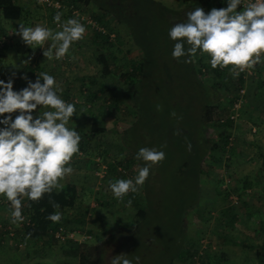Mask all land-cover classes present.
Listing matches in <instances>:
<instances>
[{
    "label": "rangeland",
    "instance_id": "obj_1",
    "mask_svg": "<svg viewBox=\"0 0 264 264\" xmlns=\"http://www.w3.org/2000/svg\"><path fill=\"white\" fill-rule=\"evenodd\" d=\"M157 1L172 9H177L183 0ZM28 2L26 7L20 5L23 11L19 20L9 22L0 16V28H2V32H0V42H2L0 79L7 82L12 77V73L15 72L13 89L16 87L14 90L18 91L26 87L28 82H35L41 72H47L60 83L63 89L60 94L61 98L75 105L76 112L71 118L74 125L70 121L69 126L76 127L80 133L81 141L79 154L70 161L74 172L68 178L78 188L81 195V208L70 210L65 215L74 219V216L76 218L80 214L86 222L82 230H85L87 223L91 221L93 226H90V230L98 238L106 240L107 237L114 236L118 231L133 225L135 221V209L132 205H127L128 196H125L123 201H118L109 191L110 181L114 183L117 179L134 178L137 174L138 164L130 155L132 152L130 147L137 152L141 147H154L159 150L163 146L165 158L169 152H174L173 135L166 125V119L169 120V118L164 115L166 104L163 99L166 98V93L162 92L160 95L162 90L154 83L152 90L147 93L148 99L141 100V105H144L146 109L137 112L139 116L142 114L139 124L124 134V131L132 126L134 118L123 114V111L130 106V102L123 97L127 87L120 82L115 83L114 80L117 79L119 73L125 71L128 65L141 62V51L132 44L126 31L113 21H103L102 25L95 24L98 29L104 32L112 31L110 38L113 47L108 51L115 75L110 78L109 83L103 84L102 88H93L95 91L102 89L99 91L101 92L100 96L93 104H85L81 102L82 96L86 92L83 84L88 86V77L96 75L99 70L95 61L92 42L93 33L96 29L86 22L92 20V16L97 12L96 9L93 6H79L75 9L72 2L62 5L61 20L77 18L85 24L87 30L84 39L75 42L70 48L69 54L60 60L49 61L43 57L40 48L31 49L22 42L20 36L16 34L18 27L15 25L20 23L26 27H34L39 24L59 31V26L53 22V17L58 11L44 8L38 4L40 9L37 12H41V15H46V17L44 21L35 23L34 21L38 19H34L35 15L30 7V0ZM44 47H47V43ZM29 56L32 57L30 62L20 66L21 61ZM195 59H199L200 63L210 66L209 57L206 54L201 55L198 52ZM226 68V75L233 76L229 68ZM213 79L210 72L204 77L207 85H211ZM258 83L261 85L258 86ZM263 83L264 63L261 64L259 72L251 70V73L244 77V82L241 84L243 93L237 94L240 97L235 102L237 103L236 109L232 115L234 124L231 130L232 137L225 152L210 150V160L203 162L197 202L198 210L200 209L202 212L203 219L196 221L195 213L188 212L184 221L189 244L195 248L196 246L199 247V250L203 249L208 256L215 257L220 252L222 245L231 244L227 251H230L232 256L236 255L235 260H233L234 264H251V262L256 261L254 251L262 243V235L258 233L257 228L260 223H264ZM108 88L112 89V92ZM235 88V80L229 81L223 88L224 90L216 93L217 95L215 94V103L221 109L227 106L228 98L234 96ZM65 93L69 98L64 97ZM162 95L163 98L160 99ZM113 96L117 97L126 108L121 105V108L118 107V110H115L116 108L111 106ZM157 105H160L159 111H157ZM44 110V108H38L36 112L40 114ZM35 114L34 112L33 115L35 116ZM11 115L15 118L17 113ZM93 122L103 132H93L91 130ZM126 142L129 143V146ZM176 162L175 159L171 160V168L176 165ZM118 163L129 167L123 170ZM166 164L167 160L164 159L155 167L166 166ZM119 173H122V176H127L121 178ZM156 175L157 181L155 182L153 198L163 201L165 196L169 194L168 197L172 200L174 197L172 185L175 181H172L170 177L173 176V173L159 170ZM93 181L94 186L92 185ZM245 183H249L250 187L244 190ZM225 192L229 194L227 199L224 198ZM133 195L139 203H143L141 187ZM6 206V199L0 196V230L3 231L0 236V264H65L60 253L61 250L56 244L48 245L45 243L31 246L21 243L18 248V244L12 239V235L21 227L19 223H11V209ZM162 212L160 210L159 215ZM233 217L236 219L231 224V228L226 227L225 224ZM218 223L219 225L216 227ZM156 224L157 222H155ZM66 231L71 230L65 228L64 232ZM225 237H230L232 243H229L228 240H222ZM75 238L77 241L80 239L78 236ZM249 245L252 247H248ZM115 252L114 249L112 253ZM249 258L251 262L248 261ZM67 264L71 263L68 262Z\"/></svg>",
    "mask_w": 264,
    "mask_h": 264
},
{
    "label": "trees",
    "instance_id": "obj_2",
    "mask_svg": "<svg viewBox=\"0 0 264 264\" xmlns=\"http://www.w3.org/2000/svg\"><path fill=\"white\" fill-rule=\"evenodd\" d=\"M56 1L61 5L72 2L75 9L79 6H93L97 12L92 16V20L96 24L102 25L103 21L111 20L126 31L129 40L141 51L142 59L138 64L128 65L125 71L119 73L114 80L115 83L120 82L127 87L123 97L130 102V106L127 108L128 111H123V114L134 118L132 126L126 129L124 134L139 124L142 114L139 116L137 112L146 109L144 105H141V100L148 99L147 93L156 83L162 90L160 95L162 92L166 93V98L163 99L166 104L164 115L169 118V120L166 119V125L173 135L174 152H169L165 158L167 164L170 162L168 165L151 168L148 179L141 186L142 204L135 199L134 193L127 195V200H131V205L135 209V221L133 225L118 231L116 235L109 236L106 240L98 238L90 230V226H93L91 221L87 223L88 227L82 230L86 222L80 214L76 218L74 216V219L65 215L77 206L81 208V195L77 186L72 183L54 189L50 197L45 195L38 202L25 199L22 210L25 219L19 223L21 229L12 235V239L18 244V248L21 243L31 246L45 243L56 244L61 250L65 264L68 262L110 264L112 257L120 254L128 255L129 259L139 256L140 264H193L194 258L199 255V247L195 248L187 242L185 216L188 212H194L196 221L203 219V214L197 206L203 162L210 158V150L225 152L229 144L234 125L230 116L234 112L233 105L240 97L237 94L241 90L244 78L241 74L236 78L226 75L227 68L213 69L209 65L200 63L195 57L190 63H184L185 58H181L180 61L174 60L171 56L174 41L168 38V30L173 24L184 22L186 13L193 8L202 7L207 12L212 8L226 7V0H183L177 9H172L157 0ZM30 5L34 8L40 7L36 0H30ZM242 9L243 6H240L239 10ZM22 11L23 8L15 0H0V16L4 20H19ZM111 33V30L107 32L95 30L93 33V51L99 70L96 75L88 77V86L83 84L86 92L81 102L85 104H93L99 98L101 93L99 91L102 89L95 91L93 88H102L103 84L109 83L110 78L115 75L108 51L113 47ZM261 64L251 70L259 72ZM209 72L214 78L211 85H207L204 80ZM233 80L236 82L234 96L228 98L227 106L221 109L215 103L216 93L224 90L226 84ZM260 85L261 83H258V86ZM108 90L112 92V89L108 88ZM64 97L69 98L67 93ZM162 98L163 95L160 96V99ZM121 103L117 97H112L111 106L116 108L115 110H118V107L121 108V105L126 108ZM173 111L177 114L175 117L170 115ZM91 130L96 133L103 132L102 129L97 128L95 122ZM188 143H191L190 151L187 150ZM130 148L132 151L130 155L134 162L143 166V162L135 159L136 150ZM174 159L177 162L171 168V160ZM121 166L123 170L129 167ZM159 170L173 173L170 177L172 181H175L172 185L174 193L172 200L168 197L169 194L163 201L153 198L156 174ZM119 175L121 178L127 176H122V173ZM247 187H250L249 183H245L243 189ZM228 197L229 194L225 192L224 198ZM50 200L59 204L60 207L54 209ZM6 205L9 207L7 200ZM160 210L163 212L159 215ZM54 211L62 213V219L57 223L46 219ZM235 219L234 217L229 219L225 226L231 228ZM155 222H157L156 225ZM65 228L71 230L66 232H74L78 237L85 236L84 240L58 241L55 234L60 230L64 231ZM257 231L262 235V243L260 247H257L255 256L259 264H264V223H260ZM2 232L0 230V236ZM114 249L116 252L112 253ZM207 257L208 254H202L199 264H207Z\"/></svg>",
    "mask_w": 264,
    "mask_h": 264
},
{
    "label": "clouds",
    "instance_id": "obj_3",
    "mask_svg": "<svg viewBox=\"0 0 264 264\" xmlns=\"http://www.w3.org/2000/svg\"><path fill=\"white\" fill-rule=\"evenodd\" d=\"M243 2L226 0L223 8L205 12L197 6L188 11L184 22L168 30V38L174 41L172 58H185L183 62L190 63L198 52L206 54L213 69L228 67L234 78L264 63V0H248L239 10ZM61 16L57 12L53 17L59 31L39 24H19L16 34L27 47L40 48L49 61L60 60L75 42L84 39L87 30L79 19L62 21ZM31 59L29 56L22 60L20 66ZM14 77L15 72L7 82L0 79V196L9 202L11 223L17 224L25 219V199L38 202L45 195L50 197L54 189L61 187L60 181L73 174L70 161L79 154L81 136L76 127L69 126L76 107L61 98L63 89L53 75L41 72L35 82H28L18 91L13 89ZM38 108L45 110L37 114ZM156 108L159 111L160 105ZM13 113H17L15 118ZM170 115L177 114L173 111ZM162 148H139L135 159L143 166L137 165L135 177L109 182V191L116 200L123 201L129 193L139 191L151 168L164 161ZM187 150H191V143ZM50 203L54 209L60 207L51 200ZM46 219L57 223L62 213L54 211ZM110 264H140V257L129 259L120 254L112 257Z\"/></svg>",
    "mask_w": 264,
    "mask_h": 264
},
{
    "label": "crops",
    "instance_id": "obj_4",
    "mask_svg": "<svg viewBox=\"0 0 264 264\" xmlns=\"http://www.w3.org/2000/svg\"><path fill=\"white\" fill-rule=\"evenodd\" d=\"M16 1V3H18L19 5H25L24 7H26L27 6V3H29L28 2V0H15ZM22 2V3H21ZM30 7L33 9L32 10V12H33V14L35 15V18L34 19H38L37 21H34L35 23L37 22V23H40L41 21H44V19H45V17H46V15L44 16H42L41 15V12H37L39 9H40V7L39 8H34V7H32L31 5H30ZM47 19V18H46ZM10 22V21H9ZM12 23V22H11ZM13 24V23H12ZM19 24L20 23H17L15 26H17L18 28H19ZM24 25V24H23ZM14 26V25H13ZM25 26V25H24ZM7 27V26H6ZM9 29L11 28V27H8ZM2 28H0V32H2V30H1ZM65 92H67V91H65ZM65 182V183H64ZM60 184H61V186H65V185H68V184H72V182L70 181V179L67 177V179L65 178V179H63L62 181H60ZM74 184V183H73ZM94 184V181L92 182V185ZM94 186V185H93ZM75 209H79L78 208V206L75 208ZM220 223V222H219ZM219 223L216 225V227L219 225ZM220 238V237H219ZM230 237H225V240H228V242L229 243H232L231 241H230ZM241 242H243V241H241ZM229 245H231V244H225L224 246L222 245V248H221V250H220V252L218 253V254H216V257L215 256H208L207 257V264H234L233 263V260H235V257H236V255H233L232 256V253H230V251H227V248H229ZM243 246V245H242ZM248 247H252V246H248ZM255 250V249H254ZM254 255H255V251H254ZM246 256V255H245ZM247 257V256H246ZM251 258V257H250ZM248 259V261H250L251 262V259ZM238 259V258H237ZM249 262V263H250ZM258 262V260H256V261H254V262H251V264H259V262ZM237 263V262H236Z\"/></svg>",
    "mask_w": 264,
    "mask_h": 264
},
{
    "label": "built area",
    "instance_id": "obj_5",
    "mask_svg": "<svg viewBox=\"0 0 264 264\" xmlns=\"http://www.w3.org/2000/svg\"><path fill=\"white\" fill-rule=\"evenodd\" d=\"M36 2H37V4L42 5L44 8H49V9H52V10H55V11H58V12H61V9H63L62 5L59 2L55 1V0H36ZM247 2H248V0H244V2L241 4V6H243V7L246 6ZM86 22H87L88 25H91L92 28H94V29H96V30H98L100 32H104L101 29H98L95 26L96 23L93 22L92 20H87ZM1 44H2V42H0V49L2 48ZM250 73H251V70H245V71L241 72L240 74L243 75V78H244L246 75H248ZM239 92L241 94L243 93L242 90L239 91ZM236 104L237 103H235L233 105L234 106L233 107L234 111L236 109V107H235ZM230 118L233 119V116L231 115ZM75 237H76V235L74 234V232H64L62 230H60L59 232H57L55 234V238H57V240L60 241V242L65 240V239H71V240L77 241V239ZM84 238H85V236H82L78 240L81 241V240H84ZM201 243H203V241H201ZM202 254H204V251H203V249L202 250L200 249L199 250V255L196 258H194V263L193 264H199V260L202 257ZM201 260H202V258H201Z\"/></svg>",
    "mask_w": 264,
    "mask_h": 264
}]
</instances>
